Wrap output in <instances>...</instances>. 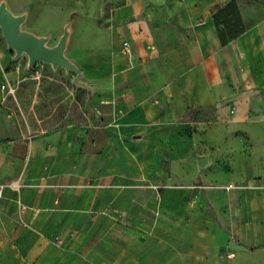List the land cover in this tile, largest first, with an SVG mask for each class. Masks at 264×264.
<instances>
[{
  "label": "crops",
  "instance_id": "obj_1",
  "mask_svg": "<svg viewBox=\"0 0 264 264\" xmlns=\"http://www.w3.org/2000/svg\"><path fill=\"white\" fill-rule=\"evenodd\" d=\"M229 1H113L71 23L90 117L33 134L1 116L0 264H264V19L236 0L246 29L223 45ZM8 48L0 98L22 70Z\"/></svg>",
  "mask_w": 264,
  "mask_h": 264
},
{
  "label": "rangeland",
  "instance_id": "obj_2",
  "mask_svg": "<svg viewBox=\"0 0 264 264\" xmlns=\"http://www.w3.org/2000/svg\"><path fill=\"white\" fill-rule=\"evenodd\" d=\"M0 0L13 15L24 16L25 20L21 30L27 31L37 38H46L48 46L56 45L66 30L69 31L71 23L81 20L91 23L95 18V5L106 6L114 1V5L123 3V0ZM197 0H167L172 8L181 2ZM244 7H255L261 19H264V0H240ZM0 41L7 45L0 26ZM68 44V39L66 46ZM12 56L16 52L10 48ZM22 63L13 61L15 67L20 65V76L0 98V128H7L3 118L14 121V129L28 131L33 134L45 129L57 128V124H46L45 121L59 120L66 116L72 121H83L90 117L88 84L83 82L81 74L65 67H54L52 64L41 62L44 68L43 76L33 80L25 68L27 54H22ZM19 59V60H21ZM24 61V62H23ZM10 66L7 71H12ZM6 79V78H4ZM8 80V79H7ZM18 96L20 102H18ZM51 121V120H49ZM71 122V119L68 120Z\"/></svg>",
  "mask_w": 264,
  "mask_h": 264
},
{
  "label": "water",
  "instance_id": "obj_3",
  "mask_svg": "<svg viewBox=\"0 0 264 264\" xmlns=\"http://www.w3.org/2000/svg\"><path fill=\"white\" fill-rule=\"evenodd\" d=\"M24 20V16H15L4 5L0 6V26L3 36L8 47L14 50L17 56L27 54L29 67L43 62L52 64L54 67L62 66L80 74L79 69L65 55L68 30L56 45L48 46L46 38H37L31 33L21 30Z\"/></svg>",
  "mask_w": 264,
  "mask_h": 264
},
{
  "label": "trees",
  "instance_id": "obj_4",
  "mask_svg": "<svg viewBox=\"0 0 264 264\" xmlns=\"http://www.w3.org/2000/svg\"><path fill=\"white\" fill-rule=\"evenodd\" d=\"M213 16L223 45L228 44L246 29L236 0L217 8Z\"/></svg>",
  "mask_w": 264,
  "mask_h": 264
},
{
  "label": "built area",
  "instance_id": "obj_5",
  "mask_svg": "<svg viewBox=\"0 0 264 264\" xmlns=\"http://www.w3.org/2000/svg\"><path fill=\"white\" fill-rule=\"evenodd\" d=\"M124 49L126 50L127 53H130V44L129 42H124ZM41 64V62L37 63L35 66L30 67L32 69V78L34 79H40L42 77V69L41 68H37L39 65ZM6 85L2 86V89L5 90L6 89ZM11 185L13 187H17V182H13L11 183ZM6 184L1 183L0 182V197L3 196L4 190H5ZM230 257H235V253H231Z\"/></svg>",
  "mask_w": 264,
  "mask_h": 264
}]
</instances>
